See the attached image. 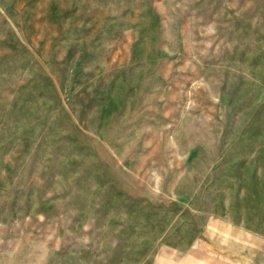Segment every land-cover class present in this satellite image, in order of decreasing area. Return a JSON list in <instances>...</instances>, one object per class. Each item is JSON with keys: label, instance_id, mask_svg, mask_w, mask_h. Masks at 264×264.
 <instances>
[{"label": "rangeland", "instance_id": "1", "mask_svg": "<svg viewBox=\"0 0 264 264\" xmlns=\"http://www.w3.org/2000/svg\"><path fill=\"white\" fill-rule=\"evenodd\" d=\"M264 264V0H0V264Z\"/></svg>", "mask_w": 264, "mask_h": 264}, {"label": "crops", "instance_id": "2", "mask_svg": "<svg viewBox=\"0 0 264 264\" xmlns=\"http://www.w3.org/2000/svg\"><path fill=\"white\" fill-rule=\"evenodd\" d=\"M146 264H234L223 263L212 255H208L206 248L179 247L169 244L155 246Z\"/></svg>", "mask_w": 264, "mask_h": 264}]
</instances>
